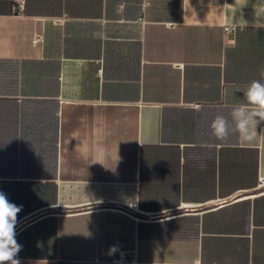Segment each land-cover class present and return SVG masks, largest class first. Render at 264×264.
<instances>
[{"label": "crops", "instance_id": "obj_1", "mask_svg": "<svg viewBox=\"0 0 264 264\" xmlns=\"http://www.w3.org/2000/svg\"><path fill=\"white\" fill-rule=\"evenodd\" d=\"M261 68L264 0H0L20 264H264V122L210 128Z\"/></svg>", "mask_w": 264, "mask_h": 264}, {"label": "clouds", "instance_id": "obj_2", "mask_svg": "<svg viewBox=\"0 0 264 264\" xmlns=\"http://www.w3.org/2000/svg\"><path fill=\"white\" fill-rule=\"evenodd\" d=\"M259 76L261 79L252 80L242 91L245 103L234 106L228 116L216 115L212 120L210 128L217 140L225 141L231 135L248 143L256 140L257 126L264 122V68H261ZM105 158V151L98 149L94 163L104 166ZM21 210L22 206L10 202L6 194L0 191V264H20L16 257L22 245L16 239V225ZM118 250V245H112L107 254L111 256Z\"/></svg>", "mask_w": 264, "mask_h": 264}, {"label": "built area", "instance_id": "obj_3", "mask_svg": "<svg viewBox=\"0 0 264 264\" xmlns=\"http://www.w3.org/2000/svg\"><path fill=\"white\" fill-rule=\"evenodd\" d=\"M234 28L233 27H229V26H226L225 30H227V32H231ZM33 43L35 44H39L40 42H42L43 40V36L41 34H36L33 38Z\"/></svg>", "mask_w": 264, "mask_h": 264}]
</instances>
